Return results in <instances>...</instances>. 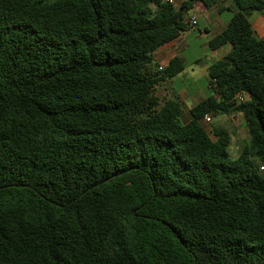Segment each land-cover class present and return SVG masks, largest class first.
<instances>
[{"label":"trees","instance_id":"trees-1","mask_svg":"<svg viewBox=\"0 0 264 264\" xmlns=\"http://www.w3.org/2000/svg\"><path fill=\"white\" fill-rule=\"evenodd\" d=\"M219 1L0 0V264H264V0H232L189 119L155 95L185 66L154 52ZM237 113L233 159L202 120Z\"/></svg>","mask_w":264,"mask_h":264},{"label":"crops","instance_id":"crops-1","mask_svg":"<svg viewBox=\"0 0 264 264\" xmlns=\"http://www.w3.org/2000/svg\"><path fill=\"white\" fill-rule=\"evenodd\" d=\"M187 0H174V4L176 8H179L184 2ZM191 13L186 18V23L188 28L191 27L189 24V19L191 16L197 17V23L199 21L203 23V31H200V36L198 38H203L204 43L203 46L205 48V57L207 58V64L203 71V75L206 78V86L198 87L192 86L193 83H186L184 80L185 76H192L194 78L196 74L195 68H193V63H199V58H189V50L190 45L182 42V37L185 33H181L178 38L174 41H171L158 50L154 52V65L155 67L162 66L166 68L171 60L178 57L185 66L183 72L178 74L177 76L161 81L155 87V95L160 99L161 102L167 100H177L183 105V112L186 115V118L189 119V110L192 106L200 103L203 101L207 96L210 94V89L208 86V72L211 66L222 59L231 51L232 46L230 44H226L216 50H211L209 48V42L213 39L216 35L221 33L228 25L230 19L237 11V8L232 0H221L216 5L207 8L202 3L197 2L191 8ZM249 21L251 26L255 32V35L259 39H264V13L262 12H253L250 17ZM198 27V24L196 25ZM154 67V68H155ZM183 80V81H182ZM239 114V113H237ZM222 116H220V126L224 127L221 123ZM214 119L212 118V123ZM211 123V124H212ZM202 124L205 127V123L202 121ZM226 128V127H224ZM232 135L231 144L234 139V129L226 128ZM207 130V129H206ZM246 137V136H245ZM244 137V138H245ZM213 138V137H212ZM216 139L215 137L213 138ZM246 140L243 141L245 144L248 141V137L245 138ZM244 144H242L241 149L243 148ZM240 145V143H239ZM229 147V149H230Z\"/></svg>","mask_w":264,"mask_h":264},{"label":"rangeland","instance_id":"rangeland-1","mask_svg":"<svg viewBox=\"0 0 264 264\" xmlns=\"http://www.w3.org/2000/svg\"><path fill=\"white\" fill-rule=\"evenodd\" d=\"M192 11L189 10L188 12L185 13V17L191 13ZM198 24V27L196 25ZM194 26H191L187 28L184 33L185 35L182 37V42H185L190 45V50H189V58H199L200 61L199 63H193V68L196 70V74L194 78L192 79V76H185L184 80L186 83H193L192 86H198V87H205L206 86V78L203 75V71L206 67L207 64V58L205 57V48L203 46L204 40L203 38H198L200 36V31H203V23L199 21ZM183 81V80H182ZM220 117L215 118L212 124H204L207 131L211 134V136L214 138L212 134V129L214 126H219L220 125ZM183 120H187L186 115L183 116ZM221 124L229 129H234V136L236 137L232 143V146L230 147L229 151L231 154V158H236L238 157L242 144L245 138L248 137V133L244 124V119L241 114H234V115H229V116H222L221 119ZM246 136V137H245ZM245 137V138H244ZM240 143V145H239Z\"/></svg>","mask_w":264,"mask_h":264},{"label":"built area","instance_id":"built-area-1","mask_svg":"<svg viewBox=\"0 0 264 264\" xmlns=\"http://www.w3.org/2000/svg\"><path fill=\"white\" fill-rule=\"evenodd\" d=\"M169 2H173V0H167ZM189 24L191 26H194L197 24V17L196 16H191L190 19H189ZM158 69L160 71H162L164 69V67L162 66H159ZM238 101L243 103V102H246L247 99H248V96L245 95V94H240L238 97H237ZM205 124H211L212 123V117L210 115H206L203 120H202Z\"/></svg>","mask_w":264,"mask_h":264}]
</instances>
